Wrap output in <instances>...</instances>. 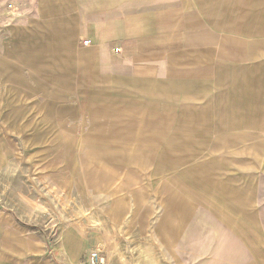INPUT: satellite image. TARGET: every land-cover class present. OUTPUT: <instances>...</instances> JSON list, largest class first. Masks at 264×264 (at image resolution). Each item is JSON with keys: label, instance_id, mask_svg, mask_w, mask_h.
Masks as SVG:
<instances>
[{"label": "rangeland", "instance_id": "1", "mask_svg": "<svg viewBox=\"0 0 264 264\" xmlns=\"http://www.w3.org/2000/svg\"><path fill=\"white\" fill-rule=\"evenodd\" d=\"M42 100L0 96V210L44 259L65 264L74 232L75 264L91 251L103 264H264L263 137L216 138L164 112L74 120L72 104L58 113L56 97Z\"/></svg>", "mask_w": 264, "mask_h": 264}, {"label": "crops", "instance_id": "2", "mask_svg": "<svg viewBox=\"0 0 264 264\" xmlns=\"http://www.w3.org/2000/svg\"><path fill=\"white\" fill-rule=\"evenodd\" d=\"M10 2L12 16L0 11V96L56 97V112L72 104L74 120L94 108L142 121L164 112L216 138H264V0ZM77 236L64 235L65 264L83 255L71 251ZM43 256L0 210V264H51Z\"/></svg>", "mask_w": 264, "mask_h": 264}, {"label": "built area", "instance_id": "3", "mask_svg": "<svg viewBox=\"0 0 264 264\" xmlns=\"http://www.w3.org/2000/svg\"><path fill=\"white\" fill-rule=\"evenodd\" d=\"M82 44L84 46L89 44L88 40H84L82 42ZM115 53H117L119 51V49H115L114 50ZM104 260L102 258H100L99 252L97 251H91L87 254V258L85 260V264H103Z\"/></svg>", "mask_w": 264, "mask_h": 264}]
</instances>
